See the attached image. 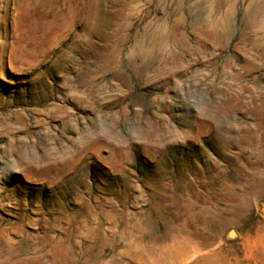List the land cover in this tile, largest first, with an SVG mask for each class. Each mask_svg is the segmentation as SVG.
<instances>
[{"label":"rangeland","instance_id":"1","mask_svg":"<svg viewBox=\"0 0 264 264\" xmlns=\"http://www.w3.org/2000/svg\"><path fill=\"white\" fill-rule=\"evenodd\" d=\"M0 264H264V0H0Z\"/></svg>","mask_w":264,"mask_h":264}]
</instances>
